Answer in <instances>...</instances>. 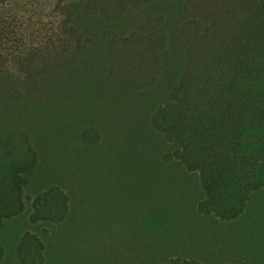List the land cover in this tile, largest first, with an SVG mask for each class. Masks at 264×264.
Masks as SVG:
<instances>
[{"label": "trees", "instance_id": "16d2710c", "mask_svg": "<svg viewBox=\"0 0 264 264\" xmlns=\"http://www.w3.org/2000/svg\"><path fill=\"white\" fill-rule=\"evenodd\" d=\"M19 1L0 0V264H264V0ZM104 107L126 141L84 123ZM98 152L113 209L86 220Z\"/></svg>", "mask_w": 264, "mask_h": 264}, {"label": "rangeland", "instance_id": "374dc122", "mask_svg": "<svg viewBox=\"0 0 264 264\" xmlns=\"http://www.w3.org/2000/svg\"><path fill=\"white\" fill-rule=\"evenodd\" d=\"M60 0H20L18 2V7L22 6H30V3H35L37 6L38 13H41L42 16H50L51 9L54 7L55 3ZM66 2L72 5H78L84 0H65ZM78 6V7H79ZM15 11V10H14ZM102 111H92L90 113L85 112L82 116H86L84 123H92L94 125H101L104 129L109 131V135L105 136L102 141H126L125 139H118L115 134L117 133V126L115 121L113 120V108L104 107L101 108ZM58 123L67 124L71 123L70 119L62 120ZM97 159L94 161L97 165L99 163V167L94 171L88 172L85 171L83 174V186L82 192L83 199L85 200V205L83 206L82 216L86 220H93L95 216L101 211L107 210V205L109 209H113V171L107 170V163L112 161L113 155L110 152V156L106 153H95ZM103 161V164L101 162ZM88 178L92 179V188L96 193H90L86 187L88 183ZM91 197V206H89ZM92 207L94 212L91 213Z\"/></svg>", "mask_w": 264, "mask_h": 264}]
</instances>
